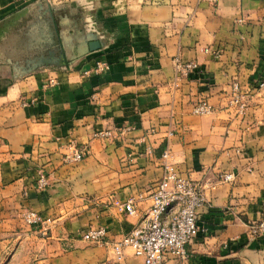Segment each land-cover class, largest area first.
<instances>
[{
    "label": "crops",
    "instance_id": "0c3cea01",
    "mask_svg": "<svg viewBox=\"0 0 264 264\" xmlns=\"http://www.w3.org/2000/svg\"><path fill=\"white\" fill-rule=\"evenodd\" d=\"M177 58L199 67L175 81ZM261 78L264 0H0V264H143L82 233L115 241L146 218L167 147L206 195L171 264H264L249 227L264 217ZM202 100L211 113H193ZM74 148L85 157L67 162ZM130 198L133 216L115 205Z\"/></svg>",
    "mask_w": 264,
    "mask_h": 264
},
{
    "label": "built area",
    "instance_id": "2783aa9c",
    "mask_svg": "<svg viewBox=\"0 0 264 264\" xmlns=\"http://www.w3.org/2000/svg\"><path fill=\"white\" fill-rule=\"evenodd\" d=\"M199 65L195 61H182L177 58L174 64V79L186 78L196 71ZM109 69L106 62L98 63L96 72L104 73ZM257 89L264 92V78L257 82ZM231 103L236 105L239 113L246 107L244 95L240 85L236 82L232 86ZM212 105L202 100L193 109L198 115L211 113ZM96 137H110L112 131L95 133ZM85 157L84 149L74 148L73 152L65 156L67 162H79ZM160 166L163 169L162 178L156 183L151 192V206L146 218L122 239L112 241L107 237L104 227L92 228L82 233L86 242L109 246L115 258L123 261L126 249L143 259V264H171L172 260H186L187 245L199 234V209L206 202L203 187L197 181L185 176L177 169L173 155L167 147L160 155ZM230 173L221 176L220 182L231 181ZM48 184V177L40 173L38 187ZM216 184L212 185L215 187ZM116 207L128 216L136 215L137 207L133 198L125 201H115ZM23 219L29 225L43 222L41 216L32 210L23 213ZM252 234L264 235V217L249 225Z\"/></svg>",
    "mask_w": 264,
    "mask_h": 264
},
{
    "label": "water",
    "instance_id": "95a60500",
    "mask_svg": "<svg viewBox=\"0 0 264 264\" xmlns=\"http://www.w3.org/2000/svg\"><path fill=\"white\" fill-rule=\"evenodd\" d=\"M91 46H92V48H94L95 46H98V45H97V42L92 43Z\"/></svg>",
    "mask_w": 264,
    "mask_h": 264
},
{
    "label": "rangeland",
    "instance_id": "374dc122",
    "mask_svg": "<svg viewBox=\"0 0 264 264\" xmlns=\"http://www.w3.org/2000/svg\"><path fill=\"white\" fill-rule=\"evenodd\" d=\"M29 210H31V209H29ZM32 211H34V210H32ZM36 212V211H35ZM38 213V212H37ZM39 214V213H38ZM42 221H43V219H42ZM27 223V222H26ZM28 224V223H27Z\"/></svg>",
    "mask_w": 264,
    "mask_h": 264
}]
</instances>
